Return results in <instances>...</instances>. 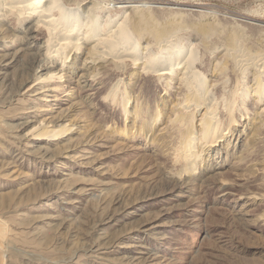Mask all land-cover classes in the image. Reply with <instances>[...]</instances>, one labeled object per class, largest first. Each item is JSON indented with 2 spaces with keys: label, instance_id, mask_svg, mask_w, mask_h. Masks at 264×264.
Here are the masks:
<instances>
[{
  "label": "rangeland",
  "instance_id": "obj_1",
  "mask_svg": "<svg viewBox=\"0 0 264 264\" xmlns=\"http://www.w3.org/2000/svg\"><path fill=\"white\" fill-rule=\"evenodd\" d=\"M131 3L189 23L214 10L220 30L240 25L254 49L264 35V0ZM8 25L0 24V264H264V105L250 72L229 70L226 87L214 72L227 60L223 48L205 54L218 89L230 97L238 87L239 124L181 175L172 106L186 90L175 75L159 79L131 61L125 71L110 62L95 69L82 48L62 79L43 71L37 81L30 64L44 57L46 31L25 34L14 16ZM183 35L194 44L196 32ZM220 109L224 130L231 122ZM45 124L50 137L38 136Z\"/></svg>",
  "mask_w": 264,
  "mask_h": 264
},
{
  "label": "bare ground",
  "instance_id": "obj_2",
  "mask_svg": "<svg viewBox=\"0 0 264 264\" xmlns=\"http://www.w3.org/2000/svg\"><path fill=\"white\" fill-rule=\"evenodd\" d=\"M87 2L90 3L84 6L83 0H0V24L9 28L8 21L14 16L25 34L33 29V25L46 31L44 57L36 58L30 64L37 81H41L43 71L50 72L48 78L51 80L62 79L67 62L76 58L82 48L88 50L90 66L95 69L110 62L118 70L125 71L131 61L142 65V72L157 75L159 79L175 75L186 90L183 99L172 106L175 113L172 122L181 133L173 159L179 174L200 167L202 154L220 147L234 126L239 124L235 116L238 87L231 91L230 97L228 92L218 89L220 78L217 73L207 74L201 65L206 53L222 47L227 56L226 61L216 64L214 72L226 76L232 69L242 77L250 72L254 76L250 88L264 105V35L258 39L259 47L254 49L249 46L247 33L240 25L230 31L220 30V19L214 10L204 13L197 22L189 23L184 13L166 11L167 14L160 17L151 5H135L131 0ZM116 8L124 10L117 15ZM100 13L106 15L104 24L100 23ZM188 30L197 33L194 44L183 41V31ZM222 34H225L224 41L212 39L214 35ZM220 41L223 42L219 44ZM228 83L229 77L226 76L221 84L227 87ZM239 84L244 87L246 83ZM246 91H249L248 87ZM221 106L225 107L231 122L224 130ZM137 115L134 111V121ZM196 115H200L198 128ZM72 129L73 126L68 125L58 133ZM38 130V136H51L52 130L46 124Z\"/></svg>",
  "mask_w": 264,
  "mask_h": 264
}]
</instances>
